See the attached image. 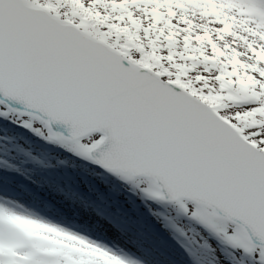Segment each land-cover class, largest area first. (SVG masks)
Returning <instances> with one entry per match:
<instances>
[{"label": "snow or ice", "instance_id": "snow-or-ice-1", "mask_svg": "<svg viewBox=\"0 0 264 264\" xmlns=\"http://www.w3.org/2000/svg\"><path fill=\"white\" fill-rule=\"evenodd\" d=\"M22 111L67 125L52 137L110 172L149 177L150 196L222 239L217 264H264V0H0V116ZM0 264L129 262L0 212Z\"/></svg>", "mask_w": 264, "mask_h": 264}, {"label": "bare ground", "instance_id": "bare-ground-1", "mask_svg": "<svg viewBox=\"0 0 264 264\" xmlns=\"http://www.w3.org/2000/svg\"><path fill=\"white\" fill-rule=\"evenodd\" d=\"M196 10L199 9L193 7L188 13L190 20L198 28L206 26L208 17H202ZM248 19L247 16H238L237 26L245 29ZM2 127L11 130L5 125ZM17 136L12 148L6 145L3 148L0 144V148L7 151L0 155V195L6 199L0 202V212L29 218L59 229L60 232L86 239L120 256L129 264H206L201 258V248L184 241L163 218L156 215L143 218L136 208L123 201L117 191L89 186L87 180L80 179L82 176L73 177L69 166L56 170L52 164L58 158L52 155L58 151L53 144L44 146L33 137L28 138L23 134ZM0 140L7 142L8 138L0 134ZM43 147L46 149L43 150ZM37 149L39 152H35ZM41 171L43 174H40ZM7 198L18 201L21 206L9 202ZM34 231L37 238L55 242L58 247H78V242L66 236L45 229ZM108 239L122 244L133 258L109 249Z\"/></svg>", "mask_w": 264, "mask_h": 264}, {"label": "rangeland", "instance_id": "rangeland-1", "mask_svg": "<svg viewBox=\"0 0 264 264\" xmlns=\"http://www.w3.org/2000/svg\"><path fill=\"white\" fill-rule=\"evenodd\" d=\"M241 2H243V0H241ZM198 11L199 10H196L197 13H198ZM136 15L138 18H141L143 16V14L138 10H136ZM230 15H235V12L231 13ZM143 18L145 19L146 23H149L147 17H143ZM208 22H209V20L207 19L205 24H208ZM178 27H180V26H178ZM238 111H242V110L232 109V112H238ZM13 113L16 114L15 112H13ZM229 114H231V113H229ZM5 115H8V114L5 113L2 116H0V134H1V137L3 135L6 136L8 138L9 142L8 141L3 142L0 140V144H2L3 148H5V145L8 146L9 148H12L13 143H14V138H15V136H17V134L26 135V136H28V138L33 137L34 139L41 142L44 146H47L49 144H53L52 146H55L54 148L58 151L57 154L52 155L55 158H58L56 163L52 164L56 170H59L58 169L59 167L62 169H65L66 166H69L72 169L71 175L73 177H75V175H76L79 178H80V176H82L83 178H80V179L81 180L82 179L87 180L89 186L93 185L98 189L109 188L111 191H117V193H119L122 196L123 201L126 202L128 206L131 205L134 208H136L135 210L143 218H147V217L150 218L151 215H156L158 217L163 218L167 222V224H169L174 229L175 232H178L181 235V238L183 237L184 241H186L190 245L193 244V245L201 248L202 251H200V254H201V258H203L204 263H206V264H217L216 257L220 253H224V258H230L226 254V252H224L221 249H216L212 244H210L205 236H202V235L195 233V232L183 231L182 227L179 226V224L176 223L174 220H172L168 216V213L163 210L164 207L161 206V203H160V200L162 201V199L153 198L152 196H150L148 194L147 191H144L142 193L138 190L137 191L127 190V188H125V186L127 187L128 184L125 183V179L123 176L117 175V174L110 172L108 170H104L100 166H97L91 159L88 160L89 162H87L86 159L84 161L82 158L79 159V158L74 157L73 155L70 154L71 151H76V150H74L73 146H71V147L67 146L69 144H65V143H68L66 140H64V141L59 140V142H57L58 143L57 144L56 143L57 139H54L52 136L47 137V136L42 135V132H41L42 128L40 130H38L37 128L39 127V125L37 123H33L31 125V127L27 126L26 121H27V118H30V117L24 116V115H22L24 118H21V117L15 116V115H12V116L8 115V117H6ZM17 115H21V114H17ZM32 119L36 120L34 118H32ZM42 124H44V123H42ZM2 125H5L6 127H10L11 130L7 131L5 129V127H2ZM14 131H15V133H14ZM8 136H10V137H8ZM65 145L70 151L69 150L67 151V149L64 148ZM42 149L44 150L46 148L43 147ZM47 150H49V149H47ZM5 152H7V151H5V149L0 148V155L4 154ZM35 152H39L38 149ZM79 156H82V155H79ZM4 162H7V161L4 159ZM46 168L48 169L49 167L47 166ZM40 174H43V172L41 171ZM79 178H77V179H79ZM138 183H139V185L141 184V185H143V187H146V189H148L149 185L147 183L150 184L151 180L140 179L138 181ZM122 193H124V194H122ZM111 194H115V193H111ZM123 196H125L124 197L125 199L123 198ZM0 197H1L0 202H3L2 200L5 199V197H3L1 195H0ZM7 200H9V202H11L13 204H17V205L21 206V204L18 201L8 199V198H7ZM184 214H185V212H184ZM190 217L193 219V221L190 220L191 221L190 223H192L194 225L196 223V221H194L195 219L192 216H190ZM108 243H110L109 244L110 247H108L109 249L114 250V252L116 251L118 253H121L127 258H133V256L130 253H128L127 249L122 244L117 243V241H115L113 239H108Z\"/></svg>", "mask_w": 264, "mask_h": 264}, {"label": "trees", "instance_id": "trees-1", "mask_svg": "<svg viewBox=\"0 0 264 264\" xmlns=\"http://www.w3.org/2000/svg\"><path fill=\"white\" fill-rule=\"evenodd\" d=\"M8 115H5V116L8 117ZM12 115L24 118L22 115H17V114H14L13 112L11 113V116ZM26 122H27V126H30V127L33 123H37L39 125V127L37 129L40 130L42 128L41 129L42 135L47 136V137L52 136L51 132H49V130L45 124H42L41 122H37L36 120H33L32 118H27ZM65 144H69V145H67L69 147L73 146L71 143H65ZM64 148L67 149V151L69 150L66 147V145ZM76 152L77 151H71L70 154L76 158H79V159L82 158L84 161L86 159L87 162H89L88 160H90V158H87L83 155L79 156V154ZM124 179H125V183L128 184L127 187L125 186V188H127V190H129V191H131V190L137 191L138 190V191L143 193L144 191L148 190V189H146V187H143V185H141V184L139 185L138 181L140 179L134 180V179H127L125 177H124ZM147 184L150 186L151 183L150 184L147 183ZM160 203H161V206L164 207L163 210L168 213V216L172 220H174L176 223L179 224V226L182 227L183 231L195 232V233H198L202 236H205L210 244H212L216 249L223 250L230 257L229 250H228L227 246L224 244V242L222 241V239H220L210 229H208L204 225H202L200 223V221L195 219L194 221H196V223L194 225L192 223H190L191 222L190 220L193 221V219L188 214H186V213L184 214V211L180 208L179 204L164 203L161 200H160ZM249 264H253V262L250 261Z\"/></svg>", "mask_w": 264, "mask_h": 264}, {"label": "water", "instance_id": "water-1", "mask_svg": "<svg viewBox=\"0 0 264 264\" xmlns=\"http://www.w3.org/2000/svg\"><path fill=\"white\" fill-rule=\"evenodd\" d=\"M17 113H19V114H21V115H24V116H29V117H32L31 116V114L30 113H28V112H26V111H22V112H17ZM33 118V117H32ZM35 119V118H34ZM43 123V122H42ZM47 127V126H46ZM55 133V134H57V135H61V136H63V137H65V138H69L70 137V131H69V128H68V126L67 125H64V124H62V123H53L52 125H51V133ZM67 141V140H66ZM95 164H98V163H96L95 162V159H91ZM99 166H101L102 168H104L102 165H100V164H98ZM104 169H106V168H104ZM107 170V169H106ZM136 179H148V180H150V178L149 177H147V176H137V177H135L134 178V180H136ZM162 201L164 202V203H171V204H178V203H176L175 201H173V200H171L170 198H164V199H162Z\"/></svg>", "mask_w": 264, "mask_h": 264}]
</instances>
